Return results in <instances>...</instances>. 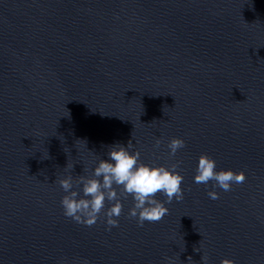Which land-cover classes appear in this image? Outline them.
I'll return each mask as SVG.
<instances>
[{"label": "water", "instance_id": "1", "mask_svg": "<svg viewBox=\"0 0 264 264\" xmlns=\"http://www.w3.org/2000/svg\"><path fill=\"white\" fill-rule=\"evenodd\" d=\"M129 141L143 163L179 162L184 199L157 194L168 213L139 226L121 197L110 231L65 216L56 179ZM202 154L246 181L197 184ZM203 255L264 264V0H0V264Z\"/></svg>", "mask_w": 264, "mask_h": 264}, {"label": "clouds", "instance_id": "2", "mask_svg": "<svg viewBox=\"0 0 264 264\" xmlns=\"http://www.w3.org/2000/svg\"><path fill=\"white\" fill-rule=\"evenodd\" d=\"M161 143L162 141L157 139L156 147ZM185 146L182 138H172L168 142L170 157H175L176 153ZM133 147L131 141L127 146L115 144L110 148L109 158L99 159L90 175L83 174L75 176L74 179L72 171H69L68 175L56 179L55 183H58L65 193L61 200L65 216L89 227L96 224L102 216H106V224L110 231L119 225L117 217H120L123 211L121 197L132 196L134 206L128 215L129 218H138L139 226H143L146 221L158 222L168 213L169 209L165 206V202L159 201L156 198L157 194L165 196L169 204L174 199L176 201L184 199V190L181 187L183 175L176 171L179 162L172 164L171 168L164 165L152 166L140 160L139 150L131 152L130 149ZM65 151L70 153L69 149ZM44 158H48V155ZM73 167L74 164L69 167L68 160L64 169L73 170ZM210 181H214L215 186L224 192H229L232 190V185H240L246 181V174L231 169L218 171L216 161L202 154L199 158L195 182L208 184ZM208 195L212 200L219 199V193L215 190L209 191ZM109 203L111 206L106 207ZM196 251H199L198 248ZM202 260L207 264L205 255ZM221 264H235V261L225 258Z\"/></svg>", "mask_w": 264, "mask_h": 264}]
</instances>
